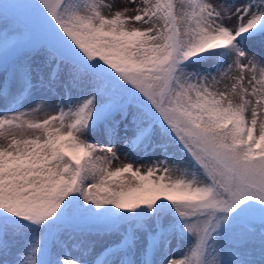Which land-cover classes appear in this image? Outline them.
Segmentation results:
<instances>
[{"label":"snow or ice","instance_id":"obj_1","mask_svg":"<svg viewBox=\"0 0 264 264\" xmlns=\"http://www.w3.org/2000/svg\"><path fill=\"white\" fill-rule=\"evenodd\" d=\"M0 264H264V0L0 4Z\"/></svg>","mask_w":264,"mask_h":264},{"label":"rangeland","instance_id":"obj_2","mask_svg":"<svg viewBox=\"0 0 264 264\" xmlns=\"http://www.w3.org/2000/svg\"><path fill=\"white\" fill-rule=\"evenodd\" d=\"M6 2V0H0V4H4ZM132 158V157H130ZM183 251V247H177L174 243V247H173V252L174 255L179 256L181 254V252Z\"/></svg>","mask_w":264,"mask_h":264}]
</instances>
